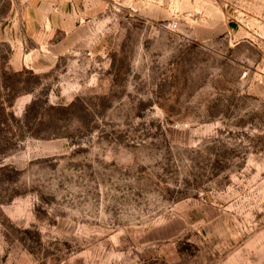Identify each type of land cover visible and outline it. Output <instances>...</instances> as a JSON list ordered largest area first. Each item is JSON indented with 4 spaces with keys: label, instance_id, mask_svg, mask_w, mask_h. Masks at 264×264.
I'll return each instance as SVG.
<instances>
[{
    "label": "rangeland",
    "instance_id": "obj_1",
    "mask_svg": "<svg viewBox=\"0 0 264 264\" xmlns=\"http://www.w3.org/2000/svg\"><path fill=\"white\" fill-rule=\"evenodd\" d=\"M0 264H264V0H0Z\"/></svg>",
    "mask_w": 264,
    "mask_h": 264
}]
</instances>
